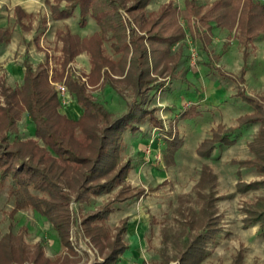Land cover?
Instances as JSON below:
<instances>
[{
  "label": "rangeland",
  "instance_id": "1",
  "mask_svg": "<svg viewBox=\"0 0 264 264\" xmlns=\"http://www.w3.org/2000/svg\"><path fill=\"white\" fill-rule=\"evenodd\" d=\"M131 1L128 0V5ZM150 1L136 12L125 8L122 12L139 25L138 13L145 11L150 18H156L167 8L168 0ZM169 1H172L171 6L177 7V23L185 37L172 46L167 39L163 48L170 53L148 48V66L154 80L143 103L153 109L161 123L146 117L136 122V131L130 128L123 131L118 154L111 158L116 160V165L93 182L105 181L121 164L133 158L127 178L105 190L83 188L80 195L72 191L73 249L61 243L53 222L34 206L16 207L11 194L14 187L11 177L1 180L0 264L3 259L9 261L8 264H180L186 244L199 230L205 198L199 195L197 184L205 165L217 175L216 198L211 209L218 218L220 230L216 238L207 241V254L197 264H264L262 229L258 223L245 222L247 207L264 196V185L238 189L239 181L264 178L259 167L240 163L256 158L251 143L262 128L261 121L240 127V118L260 116L264 108L248 103L238 94L247 92L264 105V28L247 39L248 34L253 33L249 31L246 35V30L238 28L231 17L221 24L217 21L206 24L194 15L190 23L183 18L181 7L186 6L185 0ZM215 1L198 0V4L205 12ZM257 1L264 4V0ZM67 3V0H0V28H7L10 33L0 47V103H7L5 88L22 85L26 61L34 68L46 69L51 88L56 91L55 83L63 82L73 98L68 107L58 105V112L64 116L55 119L58 130L78 149L89 153L93 128L108 125L127 111L136 92L133 78L126 75L129 65L122 60L123 53L117 52L109 39L102 41L105 66H99L88 48L80 49L65 63L63 35L72 33L85 41L100 32L99 25L90 16L81 24L79 8L69 17L56 18L53 7L64 8ZM174 28L175 25L169 31ZM147 43L150 45L149 41ZM69 79L85 85L86 94L108 109L109 120L89 114L84 103L74 95ZM76 103V111L70 113ZM186 110L199 113L184 117ZM221 126L225 131L237 128V140L218 145L210 156L200 155L198 146ZM170 135L184 142L174 161L172 156L166 157V137ZM30 138L45 148L42 139L35 135L27 109L23 108L12 128L11 143ZM35 153L36 161L39 154L44 153L41 164L53 165L55 172L63 167L68 171L80 167L76 161L54 156L47 150L36 148ZM210 190L209 185L203 188L205 192ZM31 191L48 196V191L33 186ZM103 209L107 212L93 225H101L110 237L118 234L123 221L130 222L121 235L129 247L107 262L83 224L85 215ZM239 251L241 259L238 261Z\"/></svg>",
  "mask_w": 264,
  "mask_h": 264
},
{
  "label": "trees",
  "instance_id": "2",
  "mask_svg": "<svg viewBox=\"0 0 264 264\" xmlns=\"http://www.w3.org/2000/svg\"><path fill=\"white\" fill-rule=\"evenodd\" d=\"M64 8L54 6L56 18L71 16L75 9L79 8L81 24L87 22L90 16L95 19L100 27V32L94 33L89 39L80 40L72 33L63 35L64 52L67 54L66 62H69L80 49L88 48L94 55L100 67L106 65L103 57L102 41L109 39L117 52H122V60L127 63V76L133 78L136 96L129 104L127 111L115 118L112 123L103 127H94L91 131L92 150L89 153L78 149L69 139H66L58 130L55 119L64 118L58 112L57 91L51 88L47 80L48 72L42 67H36L25 62V73L23 83L20 87L12 89L5 88L6 104L0 103V125L3 131L0 133V181L10 176L13 181L11 194L14 197L16 207L32 205L54 224L61 243L69 249H73L71 239V228L74 223L71 203L73 193L84 192L82 189L95 187L98 190L112 188L117 182L127 178L133 158H129L121 164L114 173L105 181L93 182L94 178L103 176L116 165V160L111 159L118 154L119 139L122 132L127 128L133 131L138 129L136 122L149 117L155 123H161L154 115L153 109L143 105L147 96V89L152 86L153 78L150 76L148 66V48L153 51L170 53L163 48L168 40L172 44L184 38V32L179 27L176 18L177 7L168 3L167 8L161 11L156 18H150L145 11L138 13L140 23L138 27L124 16L122 9L133 12L145 8L150 0H132L128 5V0H67ZM186 6L183 15L186 21H193V16L198 15L200 21L208 23L217 21L224 23L229 17L237 23V27L252 35L247 39L257 35V31L264 28V4L257 0H217L205 12L201 11L202 6L198 0H185ZM239 15V20L237 19ZM175 15V18H173ZM137 20V19H136ZM262 21L259 23V21ZM138 21V22H139ZM191 23V22H190ZM175 25V28L170 30ZM245 35V36H246ZM10 33L7 28H0V47L9 39ZM73 39L75 41H73ZM168 39V40H167ZM150 42L148 45L147 42ZM69 84L77 100L86 106L89 114L101 116L109 120L110 112L98 101L91 99L86 94L85 85L75 79H69ZM238 94L250 104L261 109L264 105L247 92L240 91ZM26 108L30 120L35 127V135L42 139L45 148L40 147L35 139L26 141H16L11 143L12 128L16 123L20 109ZM199 111L183 112V116H194ZM66 118V117H65ZM78 122V120H74ZM261 121L262 128L260 134L251 143V148L256 153L255 159L240 161L241 164L256 166L264 174V114L246 115L240 118V127L247 124ZM162 125V124H161ZM237 128L224 130L221 126L214 131V135L201 142L198 152L203 156H210L212 152L221 144H232L237 140ZM167 153L166 157L172 156L175 160L177 150L182 146L183 139L180 137H166ZM47 150L54 156H61L63 159L76 161L79 166L72 167L69 171L63 167L55 172L53 165H42L39 154L38 161L35 160V149ZM109 158V159H106ZM108 160V161H106ZM170 163V162H169ZM54 172V173H53ZM65 175V178H63ZM63 178V179H62ZM64 180V182H62ZM217 175L208 165L202 170V175L198 181V193L205 198L203 213L199 217V230L188 241L181 257L180 264H197L205 258L207 252L205 245L209 239L217 237L220 227L217 225L218 218L211 207L215 200L214 187ZM66 183V184H65ZM210 187L209 192L203 191L205 186ZM264 185V178L252 182L239 181L238 189L248 190ZM31 186L36 189L48 191V196H40L32 193ZM107 209L91 212L85 215L83 224L85 231L91 240L102 250L104 260L110 261L118 257L128 248V244L122 241V233L127 230L129 221H123L118 227V234L110 237L101 225H93L100 216L104 215ZM248 215L245 218L246 224L258 223L264 236V196L254 205L247 207ZM191 221L190 225L193 227ZM112 238V239H111ZM106 242V243H105ZM107 248V251L104 249ZM241 259V251L238 252L236 260ZM8 264L2 260L1 264ZM237 264V263H235Z\"/></svg>",
  "mask_w": 264,
  "mask_h": 264
},
{
  "label": "built area",
  "instance_id": "3",
  "mask_svg": "<svg viewBox=\"0 0 264 264\" xmlns=\"http://www.w3.org/2000/svg\"><path fill=\"white\" fill-rule=\"evenodd\" d=\"M56 91L58 99L63 107H68L73 103V98L68 86L63 82H56Z\"/></svg>",
  "mask_w": 264,
  "mask_h": 264
},
{
  "label": "crops",
  "instance_id": "4",
  "mask_svg": "<svg viewBox=\"0 0 264 264\" xmlns=\"http://www.w3.org/2000/svg\"><path fill=\"white\" fill-rule=\"evenodd\" d=\"M151 2V1H150ZM170 2H172V1H167V3H170ZM150 4V3H149ZM182 8V10H184L185 9V7H181ZM147 15V14H146ZM148 17H149V15H147ZM194 17L195 16H193V19H194ZM183 18H184V16H183ZM184 20H186L185 18H184ZM183 23V26L185 27V30H186V26H185V24H184V22H182ZM136 25V27H137V29L140 31V32H142L140 29H139V27H138V25L137 24H135ZM185 37V36H184ZM183 39V38H182ZM76 107H78V104L76 103V104H73L72 105V108H71V112L70 113H74L75 111H76ZM130 223V222H129ZM128 244V247H129V243H127Z\"/></svg>",
  "mask_w": 264,
  "mask_h": 264
}]
</instances>
